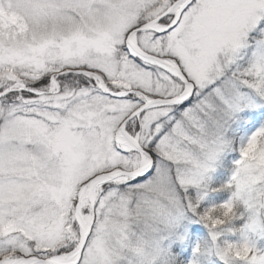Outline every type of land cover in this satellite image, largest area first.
Wrapping results in <instances>:
<instances>
[{"label": "snow or ice", "instance_id": "snow-or-ice-1", "mask_svg": "<svg viewBox=\"0 0 264 264\" xmlns=\"http://www.w3.org/2000/svg\"><path fill=\"white\" fill-rule=\"evenodd\" d=\"M0 264H264V0H0Z\"/></svg>", "mask_w": 264, "mask_h": 264}, {"label": "rangeland", "instance_id": "rangeland-1", "mask_svg": "<svg viewBox=\"0 0 264 264\" xmlns=\"http://www.w3.org/2000/svg\"><path fill=\"white\" fill-rule=\"evenodd\" d=\"M217 178L218 179H221L222 182H224V181H226L227 176H219L217 174H213V179H217ZM192 191L194 193L195 192V189H192ZM218 196L219 197H222V195L219 194V193L216 195L215 192H210L208 194V196L206 197L205 201L203 202V205L202 206L206 207L207 206V203H209L213 198L218 197ZM226 198H227V196L224 195V198L223 199H226ZM189 231L191 233V239L185 242V244L187 245V254H188V256L191 255V248H192L193 244L195 243V241L198 238H200V233H203V234L205 233L206 236H207V230L204 228L203 225H194V226H192L189 229Z\"/></svg>", "mask_w": 264, "mask_h": 264}, {"label": "trees", "instance_id": "trees-1", "mask_svg": "<svg viewBox=\"0 0 264 264\" xmlns=\"http://www.w3.org/2000/svg\"><path fill=\"white\" fill-rule=\"evenodd\" d=\"M218 182H222V180L218 179V178L217 179H213V185H215ZM215 194L217 195L218 193H215ZM223 198H224V195L222 197H219V196L215 197L209 203H207V206H209L211 204H214V203H220V202H222ZM200 237H206V234L205 233L204 234L200 233Z\"/></svg>", "mask_w": 264, "mask_h": 264}]
</instances>
